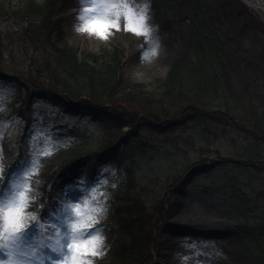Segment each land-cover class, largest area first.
Listing matches in <instances>:
<instances>
[{"label": "rangeland", "instance_id": "374dc122", "mask_svg": "<svg viewBox=\"0 0 264 264\" xmlns=\"http://www.w3.org/2000/svg\"><path fill=\"white\" fill-rule=\"evenodd\" d=\"M49 1L8 0L7 5L15 14L22 7L46 8ZM58 1L52 19L58 23L61 37L50 36L55 47L77 53L104 76L109 72L108 63L115 62L118 55L123 84L139 85L135 93L160 101L170 111L160 120L150 118L157 131L145 124L130 127L127 121L122 128L108 126L106 135H111L109 142L114 145L93 156L89 153L101 145L105 131L90 119L72 116L73 103L63 101L70 111L66 114L40 94L30 110L31 118L23 120L18 111H6L9 102L0 101V197L12 191L13 181L30 165L33 152L51 138L53 143L59 142V151L42 157L39 173L31 178L36 198L27 211L36 212L42 221L50 217L49 221L62 225L57 216L62 217L61 202L68 197L75 201L89 197L93 205L107 206V215H101L96 226L106 236L105 254L90 256L93 264H160L161 260L162 264H181L183 256L190 258L188 264H264V236L255 228L262 229L264 224V171L258 163H264V16L241 0V12L246 11L253 21L247 30L243 21L248 16L232 13L236 17H226L217 10L215 0H128L138 8L149 4V23L155 29L151 40L124 30L122 18L121 27L111 29L107 40L98 38L95 47L91 42L95 37L77 31L82 0ZM227 1L234 6V0ZM211 13L222 17L224 52L213 48L219 29ZM7 17L0 23V34L14 37V25L21 21L16 17L15 24L13 17ZM156 42L166 44V60L154 70H146L142 52ZM45 52L53 64L51 48ZM36 53L4 63L1 74L15 77L16 73L6 71L23 66L20 61L31 56L38 57ZM232 65H237L239 75L228 78ZM208 69L213 72L205 76ZM204 79H210L211 91L197 97ZM185 102L192 106L183 110ZM236 109L242 110L246 120ZM173 121L179 126L166 131ZM50 175L54 176L45 188ZM242 195L251 196L248 203L258 208L244 205L247 210L239 214L236 198ZM126 205L133 207L130 211L147 213L120 228L117 209ZM140 226L150 236L154 233L151 252L123 255L125 245L135 249L143 245V237L134 241L124 234ZM29 227L19 245L21 259L25 264H54L59 254L49 245L54 243L55 230L51 225L43 233L38 227ZM118 247H122L119 255L114 250ZM0 258H7L4 251Z\"/></svg>", "mask_w": 264, "mask_h": 264}, {"label": "trees", "instance_id": "16d2710c", "mask_svg": "<svg viewBox=\"0 0 264 264\" xmlns=\"http://www.w3.org/2000/svg\"><path fill=\"white\" fill-rule=\"evenodd\" d=\"M56 2L57 0H50L46 8L44 7L43 9L33 10L30 9V7H22L23 9L18 8L15 10L14 14V10H11L7 5L8 0H0V23L5 15L8 16L7 18L13 17L14 20L11 19L12 22L15 21L16 17L21 21L19 26L15 27L14 25V37L10 36V34L6 36L0 34V67H3L6 62L12 61L15 57L18 58L19 55H27L31 52H37L36 54L39 55L36 58L35 56H31L29 59L23 60V62L20 61L23 66L25 62V69L21 64L19 68L8 69L9 72L16 73L18 76V78L14 79L16 81L15 88L17 93H11V100L19 104L18 109L23 113L25 111L28 112V109L32 106V102L37 97L36 91H45V98L56 103H61L63 102L62 100H68V104L76 101V114L81 116H92L94 120L104 124L107 130L109 128L108 126H115L116 124L122 128L123 122L127 121L131 127L134 126L136 128L137 126L145 124L157 131L151 119L156 117L157 120H160L162 116L167 117L170 108L160 101L152 99L150 96H144L143 93H135V91L128 88L125 84L121 86L124 82L122 74L119 72L120 61L117 57H115V64L109 66L108 75L104 76L97 68L91 66L84 60H80L76 54L53 45L55 41L50 37L51 34L57 36L60 33L58 23L51 18L53 12L52 7L56 6ZM215 2L218 5L217 10H222L223 13L226 14V17L228 16L231 18L232 13L236 15L240 13L244 16H248L246 22L241 19L245 25L243 28L247 30L252 28L251 24L253 21L250 15L246 11L241 12L243 6L236 0H234V6H229V1L227 0H215ZM212 15L215 18V26L219 29L217 33L219 36L216 37L212 45L213 48L216 47L218 50L224 52L220 38L222 33L221 30L223 29L222 17L218 14ZM223 17H225V15ZM15 24L18 23L15 21ZM47 47H50L55 55V62H53V64H50V59L47 60L48 54L46 52L44 53ZM228 54L227 51L226 55ZM219 55H221V59L224 61L225 58L223 54L219 53ZM226 61L229 63L228 60ZM246 64L249 65L251 62H246ZM5 67L6 66L3 68ZM39 68H41L42 71L39 70ZM2 69H0V71ZM21 69H23V72H21ZM231 70L232 73L228 78L233 76V73L235 76L239 75L237 73V65H232ZM201 85L203 90L201 92L197 91L198 94L195 96L203 98L211 89L207 86V81ZM244 88L247 89V87ZM262 101L264 104V97ZM185 104L186 105L183 104V107H181L183 110L192 106L188 105L186 102ZM109 106L111 107L109 108ZM230 108L229 106V109ZM237 109L236 111H238ZM227 113L230 114V111ZM227 113L225 114L227 115ZM237 114L240 115L241 119L246 120L242 110H239ZM141 115L145 118H140ZM175 124H177L176 121L168 122L169 127L165 130L169 131L172 130L173 127L176 128L175 126H179ZM148 127L145 128L148 129ZM159 131L164 132L161 129ZM110 139L111 135H109V141ZM110 145V143L109 145H105L104 150L111 147ZM130 196L131 194L128 193L127 197ZM124 197H126V195ZM247 199L248 198L238 196L237 207L240 209L241 213L245 211L246 207L244 205L248 203ZM132 208L133 207H126L128 215H119L121 216L120 219L123 226L126 222H129L131 218L146 215L147 213L141 211V209L130 211ZM129 230V233L134 236L135 241L139 235L142 237L143 234L147 232L145 227L143 229L142 226L136 231H133L131 228ZM150 242V235L147 233L142 246L149 247Z\"/></svg>", "mask_w": 264, "mask_h": 264}, {"label": "snow or ice", "instance_id": "6c2138e0", "mask_svg": "<svg viewBox=\"0 0 264 264\" xmlns=\"http://www.w3.org/2000/svg\"><path fill=\"white\" fill-rule=\"evenodd\" d=\"M82 3H86L88 7L112 5L117 9V12L121 11L120 5H124L125 8L122 10L124 14V30L131 31L135 34L151 35V29L148 27L149 24V4H145L143 8H138L128 0H82ZM131 9L132 15L136 18L143 19L144 24L139 30L130 29L127 25L128 10ZM121 23H115L114 28L119 29ZM111 31V30H110ZM109 31V34H110ZM108 34V35H109ZM156 48L153 50L155 55L160 54V44L156 42ZM3 136V132H0V137ZM59 151V142H52L49 138L47 141H43L39 151H34L30 165L24 170L21 177L17 178L14 182V188L11 193L12 196L19 201L21 195L26 197V203L24 204L25 211H22L15 226L9 227L7 223L0 218V251L6 253V259L0 258V264H25V261L21 259L20 242L23 240L27 231H30L29 225L32 227H38L41 232H46L48 224L55 230L54 243L50 244L49 247L53 252L59 254L54 264H76V261L82 262V264H93V260L89 257H102L104 252V244L98 243L94 248L89 250L78 252L69 240L65 243L66 237L72 231V225L80 221V217L76 213L77 206H87L91 210V217L97 223H93L88 229L90 233H96L101 231L96 229L99 224L101 215H107V206H96L91 203L89 197H84L81 201L72 200L70 197L66 198L61 202L62 205V217L57 216V219L62 220V225L57 224L55 221H49L46 224L40 219L36 212L33 213V218H28L26 209L31 206L32 201L36 198L33 193L32 177L39 173L42 167V157L50 156L54 152ZM107 171V169H105ZM3 174V165L0 164V175ZM113 174L115 170L113 169ZM106 182V181H105ZM53 215H57L53 213ZM67 225V228L65 227Z\"/></svg>", "mask_w": 264, "mask_h": 264}, {"label": "clouds", "instance_id": "9594fccd", "mask_svg": "<svg viewBox=\"0 0 264 264\" xmlns=\"http://www.w3.org/2000/svg\"><path fill=\"white\" fill-rule=\"evenodd\" d=\"M83 8L79 16V24L77 25V31L82 34H87L89 38H103L107 40L109 38V31L114 28L115 23H121L122 18L124 20L123 9L124 5H120L121 11L117 12V9L112 5L88 7L86 3H83ZM125 22V20H124ZM143 19L136 18L132 15L131 9L128 10L127 25L130 29L139 30L143 26ZM148 27L153 32L154 26L150 23ZM147 40H151V35H144ZM156 44L147 48L142 52V60L151 61L156 57L154 49ZM14 188V182L12 183V189ZM26 203V197L21 195L19 201H17L12 193H8L3 197H0V218L7 223L9 227L15 226L22 211H25L24 204ZM27 211V209H26ZM28 218H33L34 211H27ZM76 213L80 217V221L72 225V231L66 237V242L69 240L72 242V246L78 251L83 252L94 248L98 243H106V236L103 230L90 233L88 229L93 223H97L91 217V210L85 205L83 207L77 206ZM67 228V225H65ZM188 256L181 257V264H188ZM76 264H82L80 261H76Z\"/></svg>", "mask_w": 264, "mask_h": 264}, {"label": "bare ground", "instance_id": "6f19581e", "mask_svg": "<svg viewBox=\"0 0 264 264\" xmlns=\"http://www.w3.org/2000/svg\"><path fill=\"white\" fill-rule=\"evenodd\" d=\"M252 8H254L255 10H258L263 16H264V0H245ZM79 6H81V11L83 8V3H80ZM151 13V12H150ZM159 24V22H157ZM75 34V33H73ZM140 36V35H137ZM92 40V39H91ZM96 40V41H95ZM95 40H92V44L95 47H98L99 44V39L95 38ZM160 54L156 57L153 58V60L151 61H145L144 63V68L146 70H154L160 63L164 62L166 60V44L164 42L160 43ZM48 223V219L45 220ZM162 260L160 261V264H162Z\"/></svg>", "mask_w": 264, "mask_h": 264}]
</instances>
